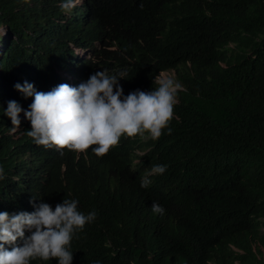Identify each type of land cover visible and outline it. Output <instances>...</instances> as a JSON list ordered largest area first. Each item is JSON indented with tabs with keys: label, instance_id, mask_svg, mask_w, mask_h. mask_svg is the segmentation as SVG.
<instances>
[{
	"label": "clouds",
	"instance_id": "clouds-1",
	"mask_svg": "<svg viewBox=\"0 0 264 264\" xmlns=\"http://www.w3.org/2000/svg\"><path fill=\"white\" fill-rule=\"evenodd\" d=\"M35 1H30L32 6ZM61 1L65 13L74 9V15L84 16V25L96 20L94 0ZM136 12L142 30L140 47L133 46L143 56L138 60L133 52L134 61L150 68L148 76L138 77L134 64L130 74V62H124V56L133 55L130 49L98 40L94 51L99 56H109L111 63L122 59V66H114L116 71H98L77 87L63 83L48 92L37 91L28 82L15 85L26 98H33L32 103L25 111L11 100L4 115L13 125L10 134L20 128L22 112L31 123L26 134L33 142H21L14 158L16 179L30 181L27 190L34 196L12 214L0 211V264H110L117 256L111 235L124 227L134 231L125 240H143V249L157 264H218L210 259L214 241L200 225L210 224L208 207L202 206L184 248L175 236L180 218L198 201V177L185 167L188 172L172 169L180 166H172V157L160 152L158 139L171 136L186 118L180 112L185 98L217 95L210 84L216 75L210 72L224 57L227 64L240 47L227 41L218 26L223 14L215 4L154 0L152 10L148 0H137ZM5 28L0 29V42L11 32ZM233 28L241 44L248 18L235 20ZM92 50L84 48L90 51L84 58L96 57ZM200 77L209 78L208 83L195 91L194 81ZM44 148L54 150L49 174L43 172ZM206 156L212 162L199 169L226 161L225 156L215 161ZM73 176L81 182L66 189L63 185ZM82 200L99 204L100 212L84 209ZM251 219L254 228L264 233V216L251 214ZM94 222L104 226L110 249L100 252L103 260L80 261L75 237ZM190 245L202 248L201 259L193 256ZM243 247L241 240L232 245L237 253Z\"/></svg>",
	"mask_w": 264,
	"mask_h": 264
},
{
	"label": "trees",
	"instance_id": "trees-1",
	"mask_svg": "<svg viewBox=\"0 0 264 264\" xmlns=\"http://www.w3.org/2000/svg\"><path fill=\"white\" fill-rule=\"evenodd\" d=\"M30 1L0 0V24L14 35L12 39L2 40L0 50V169H3L0 211L9 214L34 196L27 190L32 185L30 181L16 179L19 171L14 158L21 142H33L26 134L31 123L22 112L20 128L10 134L13 125L4 115L11 100L25 111L32 103L33 98H26L15 85L28 82L37 91L48 92L63 83L77 87L98 71H116L114 66H122V59L117 57L111 63L109 56H99L94 51L98 40L115 43L123 51L130 49L138 60L143 56L134 47L139 46L142 30L136 12L137 0H94L96 20L91 25H84V16L74 15V9L70 13L62 11L61 0H37L33 6ZM193 1L217 6L223 14L218 26L227 41L238 44L240 52L227 64L224 57L219 67L211 70L216 80L210 84L217 95L209 99L185 98L180 112L186 118L177 124L171 136L158 139L160 152L172 157V166H180L172 169L186 172L189 169L198 177L195 183L198 201L180 218L175 236L184 248L205 206L210 210V224L200 225L206 227L214 241L210 259L218 264H264V233L254 228L251 219V214L264 216V0ZM148 2L153 10L154 0ZM244 17L249 20V28L240 44L233 25ZM84 48L93 49L96 57H82ZM134 53L124 56V62H130V74L134 64L138 77L148 76L150 68L134 61ZM217 57L221 58L219 50ZM208 80L207 77L195 79L194 90H201ZM52 151L44 148L40 152L45 153L43 172L46 174L52 171L49 161ZM206 154L212 155L213 161L225 156L226 161L199 169L212 162ZM80 182V177L73 176L63 186L70 189ZM83 204L88 211L100 212L99 204ZM89 225L75 237L76 257L80 261L103 260L100 252L110 249L105 244L104 226L97 222ZM105 228L109 232L110 228ZM133 234L129 227L115 229L111 237L117 243V256L110 264H157L143 249V240H125ZM239 239L244 251L237 253L232 245L237 246ZM187 248L196 259L202 258V248L194 245Z\"/></svg>",
	"mask_w": 264,
	"mask_h": 264
},
{
	"label": "rangeland",
	"instance_id": "rangeland-1",
	"mask_svg": "<svg viewBox=\"0 0 264 264\" xmlns=\"http://www.w3.org/2000/svg\"><path fill=\"white\" fill-rule=\"evenodd\" d=\"M30 6H32V3H30ZM0 29H5V26H3L2 24H0ZM2 49V42H0V50ZM82 57H88V55H90V51H82L81 53Z\"/></svg>",
	"mask_w": 264,
	"mask_h": 264
},
{
	"label": "water",
	"instance_id": "water-1",
	"mask_svg": "<svg viewBox=\"0 0 264 264\" xmlns=\"http://www.w3.org/2000/svg\"><path fill=\"white\" fill-rule=\"evenodd\" d=\"M13 36H14L13 33L9 32L4 37L9 40V39H12Z\"/></svg>",
	"mask_w": 264,
	"mask_h": 264
}]
</instances>
